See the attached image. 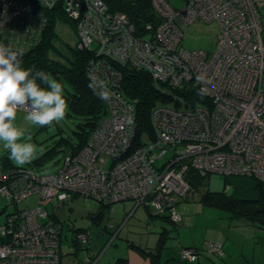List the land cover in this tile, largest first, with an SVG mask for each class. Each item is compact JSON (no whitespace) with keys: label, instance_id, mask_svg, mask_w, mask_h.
Wrapping results in <instances>:
<instances>
[{"label":"built area","instance_id":"obj_1","mask_svg":"<svg viewBox=\"0 0 264 264\" xmlns=\"http://www.w3.org/2000/svg\"><path fill=\"white\" fill-rule=\"evenodd\" d=\"M149 2L156 19L140 33L125 12L110 9L108 0H0V42L14 49L21 37L7 31L15 18L62 5L77 21L78 46L93 53L94 80L105 81L110 89L108 112L87 142L55 171L29 172L27 185L18 188L23 192L17 202L33 194L39 198L0 225V264H62V230L49 214L74 197L109 202L121 196L179 221L176 200L190 190V168L252 176L264 185V0H185L180 9L169 0ZM198 19L218 23L213 51L183 47L182 25ZM37 34L32 31L27 39ZM115 63L143 68L157 84L185 91L206 88L207 94L194 101L170 94L156 103L155 137L142 135L144 143L135 145L137 100L125 93ZM167 148L174 153L158 163ZM77 237L82 245L89 233ZM206 250L223 255L216 242ZM201 252L185 246L179 256L193 263Z\"/></svg>","mask_w":264,"mask_h":264},{"label":"trees","instance_id":"obj_2","mask_svg":"<svg viewBox=\"0 0 264 264\" xmlns=\"http://www.w3.org/2000/svg\"><path fill=\"white\" fill-rule=\"evenodd\" d=\"M108 4L112 10L125 12L135 22L140 33L146 31L145 25L148 21L156 19L149 0H108ZM32 7L35 10L39 9L37 4ZM42 10L43 14L41 13L40 15H35L34 13L33 16L28 15V18H15L8 25L7 32L14 37L16 35L21 37L20 42L16 43V46L18 49L23 50V55L20 57L23 67L44 70L47 74L62 82L64 96L67 101L66 112L74 120L75 127L72 130L76 140H71L69 136L66 137L63 133L55 140L56 143L54 144L49 145L44 141L37 140V154H35L28 166L15 165L7 154L0 156V171L5 179L11 178L8 175H11L12 171L40 172L41 170L39 169L43 168L44 161L47 158H51L58 149L64 152L60 164L62 166L66 156L76 153L88 140L91 132L109 109L108 100L100 99L88 86L92 82V79H89V71L92 68L89 56H93V53L88 48L81 49L77 42L75 45H70L61 39L57 31V24L61 21V13L66 16V21L69 22V26L75 33H77L76 21L64 13L62 5ZM40 25L44 26L42 31L39 30L41 28ZM32 31L34 35L39 31L38 36L27 39L30 34L32 36ZM59 40L60 44L62 43L60 46L58 44ZM58 53L62 55V59L56 57ZM115 67L123 74L122 86L125 93L137 100L135 108L138 130L136 142L138 144L144 143L143 133L148 138L153 139L155 137L152 110L156 103L167 99L170 94L184 95L187 101H194L196 96H199L196 88L192 86L185 91L182 88H169L166 83L157 84L150 73L143 68L134 67L128 63H115ZM162 160L164 161L165 159ZM209 175L195 172L193 168H190L186 173V180L190 184V190L183 197L187 196V199H191L197 196L198 201L203 205L216 206L227 210L230 219L235 225H254L264 229V185L261 182L247 175H224L225 181L230 180V177H234L232 179L235 181L234 191L211 190L207 186ZM22 184L23 182H20L19 185L22 186ZM238 192L253 193V196L240 197L237 195ZM183 197L177 198L176 204ZM18 210L9 212L7 215L13 214ZM104 210V206L100 205L94 219L99 222L105 218V215H103ZM162 216H167L165 219L173 221L168 215ZM171 232L172 230L169 228H161L154 248L145 247V252L149 255L151 264H163L160 259V252L165 243H167Z\"/></svg>","mask_w":264,"mask_h":264},{"label":"rangeland","instance_id":"obj_3","mask_svg":"<svg viewBox=\"0 0 264 264\" xmlns=\"http://www.w3.org/2000/svg\"><path fill=\"white\" fill-rule=\"evenodd\" d=\"M169 2L176 8L180 9L184 5L185 0H169ZM61 14V21H59L57 24V31L59 32L62 40L68 42L70 45H75L78 39L77 33H75V31L69 26V22L66 21V16L63 13ZM218 29L219 26L216 20L208 22L198 19L191 23L183 24L182 30L185 34L182 42L183 47L190 50L202 48L213 51L216 46ZM60 40L58 41L59 46L62 44H60ZM56 57L62 59V55L59 53L56 55ZM89 60L91 65L94 66L92 62L94 57L92 55L89 56ZM96 74L97 73L94 67L91 68L89 71V79L91 78L94 80V76ZM26 114L27 113L24 110L19 111L15 123L16 126L22 130L25 139L30 138L31 142L35 145L37 144V140L44 141L49 145L52 143L54 144L56 143L55 140L59 138L62 133L66 137L69 136L71 140H76V136L72 130V128L75 127L73 122L74 120L69 114H67V112L64 119L60 122L54 123L51 126L43 127L33 126L26 122L24 119ZM143 136L146 138V140H150L145 137V133H143ZM173 153V148H167V150L163 153V158L158 159V163H160L162 159L169 158ZM5 154L9 156L7 150H5L2 145H0V156ZM63 155L64 152L58 149V151L53 153L51 158H47L44 161L43 168L39 169L41 170L40 172L55 171L60 166ZM30 163L27 164V166L30 165ZM28 175V172L21 170L12 173L11 178L9 179H0V224L5 221V218L9 212H13L16 209H22L24 207H33L37 204V200L39 198L38 194H33L17 203L20 193L23 192L18 190L20 187L19 184L20 182H23L27 185V182L30 180ZM233 178L234 177H230L231 182L230 180L225 181L224 174L212 173L208 177L207 186L211 190H226L228 192H232L234 191L233 189L235 183V181L232 180ZM237 195L240 197H252L253 193L238 192ZM197 198V196H194L191 198V201H185L187 200V196L181 198L179 203L176 205L177 212L179 214L186 213V217L190 220H193L196 215V209L200 208ZM117 200L118 201L110 200L107 202L106 200L100 199L99 197H74L66 202L60 203L56 213L49 214V217H51L52 220L59 226L60 230H62V264H85V261L84 263L82 262L84 258L87 260L88 254L85 253V250L83 251L82 248L89 246L90 243L92 247L95 246V248H93L95 252H99L104 244V251H102L103 253L101 254V261L98 264H107L114 258L123 255V250L127 248L128 241H133L131 240L133 237L138 241L143 240L144 243L147 241L150 243L153 242L152 236H154L155 231H149L146 225V221L149 222L147 219L150 216L153 217L152 211L146 205H138L136 209H133L134 202L131 199L122 200L120 196ZM100 205L104 206L105 210L103 215H105V218L98 222L96 219H94V216H96V213H98ZM127 214L132 216H130L128 224L124 228H121L119 224L122 223L125 215ZM107 216L110 218V221ZM211 216L212 214L210 211L207 210L203 212L198 217L199 224L203 225L204 227L206 224L211 222ZM168 222L170 223L171 227L173 226L174 230H172L167 242L169 244H172L173 242L177 243L175 232L176 224H174V222L169 219ZM171 227L169 229H172ZM118 229H120L118 232V237H115L114 242H109L113 234L118 231ZM85 231L89 233L88 242H90L80 245L78 240L79 237H77V235ZM155 242L156 240L153 242V245ZM177 260L180 261L179 259Z\"/></svg>","mask_w":264,"mask_h":264},{"label":"crops","instance_id":"obj_4","mask_svg":"<svg viewBox=\"0 0 264 264\" xmlns=\"http://www.w3.org/2000/svg\"><path fill=\"white\" fill-rule=\"evenodd\" d=\"M191 200L187 199L185 201ZM179 201L180 199L177 204ZM199 204L200 208L196 209V215L193 220L188 219L186 213H180L181 219L178 222H174L176 224L175 232L177 243H165V246L160 252V259L163 261V264H264L263 228L254 225H235L225 209L203 205L200 202ZM137 207L138 205L134 203L133 209ZM207 210L212 214L211 222L203 227V225L199 224L198 217ZM108 216L107 218L110 217ZM130 216L129 214L125 215L122 223L119 224L121 228H124L128 224ZM152 216L147 219L149 222L146 221V225L149 231H155L152 240L153 242L155 240L157 242L161 228H170L171 225L165 219L167 216L164 217L154 214ZM171 228V230H174L173 226ZM119 230L113 234L109 242L115 241V237L117 238L119 235ZM131 240L133 241L129 240L127 248L123 250V255L114 258L107 264H151L149 255L145 252V247L154 248L156 242L153 245V242L150 243L147 241L144 243L143 240L138 241L134 237ZM209 242L221 244L223 255L215 256L210 254L206 250V245ZM184 246H193L202 251L197 262L191 263L180 259L179 251ZM103 247L99 252L94 251L93 248L95 246L92 247L91 243L89 246L83 247L82 250H85L88 256L87 260L84 258L82 263L85 261L87 262L85 264H98L101 261L102 251H104Z\"/></svg>","mask_w":264,"mask_h":264},{"label":"clouds","instance_id":"obj_5","mask_svg":"<svg viewBox=\"0 0 264 264\" xmlns=\"http://www.w3.org/2000/svg\"><path fill=\"white\" fill-rule=\"evenodd\" d=\"M22 55V49L0 42V145L17 166L29 164L37 151L16 126L18 112L26 111L24 119L30 125L43 127L63 120L67 106L62 82L44 70L23 67ZM201 79L197 77L198 81ZM88 86L100 99H110L105 81L97 78ZM206 94V88L197 92L201 97Z\"/></svg>","mask_w":264,"mask_h":264},{"label":"bare ground","instance_id":"obj_6","mask_svg":"<svg viewBox=\"0 0 264 264\" xmlns=\"http://www.w3.org/2000/svg\"><path fill=\"white\" fill-rule=\"evenodd\" d=\"M137 133H138V132H137ZM86 142H87V141H86ZM86 142H85V143H86ZM85 143H84V144H85ZM84 144H83V145H84ZM83 145H82V146H83ZM135 145H139V144H138L137 142H135ZM82 146H81V147H82ZM10 176H11V175H8V177H10Z\"/></svg>","mask_w":264,"mask_h":264}]
</instances>
